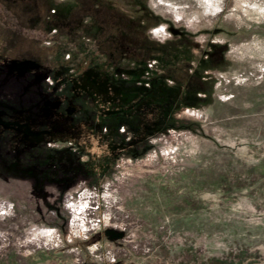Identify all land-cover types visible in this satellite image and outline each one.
Returning a JSON list of instances; mask_svg holds the SVG:
<instances>
[{"label":"rangeland","instance_id":"obj_1","mask_svg":"<svg viewBox=\"0 0 264 264\" xmlns=\"http://www.w3.org/2000/svg\"><path fill=\"white\" fill-rule=\"evenodd\" d=\"M32 1L16 13L0 4L13 42L39 53L16 26L44 15L73 26L50 28L59 55L0 66V102L67 92L49 68L73 49L61 78L109 60L128 104L164 105L167 118L162 129L108 127L97 145L45 143L28 127L27 150L3 142L0 264H264V0ZM68 97L61 112L94 120L91 100ZM70 101L85 107L70 113ZM69 116L54 133L81 130Z\"/></svg>","mask_w":264,"mask_h":264},{"label":"trees","instance_id":"obj_2","mask_svg":"<svg viewBox=\"0 0 264 264\" xmlns=\"http://www.w3.org/2000/svg\"><path fill=\"white\" fill-rule=\"evenodd\" d=\"M32 2V0H0V4H4L5 8L11 13H16L19 9H29ZM89 12V8L83 9L82 14L79 16L80 18L75 20V24L78 21L80 22L84 15H88ZM45 17V15L42 16V23L39 22V20H35L33 22L26 23L24 26H16L22 36L32 37L31 35H33L32 41L37 47H40L39 53H36L33 49L25 48V46L21 43H18L20 41L19 39L17 40V43L13 42L12 36V40H10L5 36V34H3V32L0 31V66L6 65L15 60L20 61L21 59H29L40 63L43 58L46 59L47 54H49V52H47L49 49H52L50 54L57 53L59 55V53H61L58 50V41H56L58 36L57 34L62 33L61 31L64 29H70L73 25L72 23H61L59 19L56 20V17L51 14H49L47 19H45ZM38 22L40 25H38ZM54 26H56L55 28L58 29L57 32L59 33L52 36L50 34L52 29L50 28ZM31 30L34 32L31 33ZM111 34L113 35L115 33L112 31ZM48 40L52 41V44L49 46L45 44ZM101 43L103 44V42ZM67 50L68 51L65 52V54L68 53V55H70L69 58L67 60L65 58H63L64 60H60L58 59V56H56L57 58L53 61L55 63H52V67L49 68L50 73L51 71L56 70L57 74L54 77V81L57 85L63 84L64 81H69L67 92H59L55 86L53 90L43 92L41 98H37L38 96H35V98L30 97L32 100L28 101L25 98V100L21 99L23 96H26L25 92L22 91L18 93L19 97L17 98L15 104L10 101L0 102L1 106L5 108L6 111L8 109L12 110L11 114L6 113L5 111L3 112V110L0 111V129L8 128L12 130H19L18 127H28L33 132L47 133V143L51 141H67L76 144L78 147H82L94 144L97 145L104 142L106 139L111 138V133H104L105 129L107 131L111 130L107 128H114L117 124L122 122L130 124L135 123L143 126L145 129L149 127L152 129H162L164 127L167 118L165 115L167 107L158 103H149V101H146L144 98H139L128 104L124 94L117 87V83L121 82L122 75H118L113 68H109V64H105L109 60H99L97 62L95 61L93 65H89L87 63L85 66H78L76 72L71 70L66 77L63 76L61 78L60 69L56 66L57 64H62L65 67L70 65L75 67L76 64L74 57H72L74 55V50ZM129 52L131 51L128 50L127 53ZM89 54L99 57V59L104 56V54L96 53V51H92ZM129 55H132L135 59L138 58L137 55ZM110 60V63L114 66H118L121 58L115 57V59L110 58ZM40 65H43V63ZM77 73H81L79 76L80 78L84 77V79H78ZM73 75L76 76V78H73ZM47 76L48 74L46 72L43 77ZM3 88L4 86H0V91ZM66 95L70 96V98L68 97L70 100L73 98L77 102L83 98L91 100L96 110V117L94 120L84 117L83 119L78 120L79 122H75L76 119L74 120L73 116H69L61 112L59 107L63 101L67 100ZM69 103L70 105L68 107V111H70V113H74L76 110L80 111L82 106H84V104L76 106L75 104H72L71 101ZM86 107H88L87 104ZM65 116H69L68 122H71L73 125L75 124L76 127H80L81 130L76 129L70 133H67V131H65L66 133H63V129V131L61 130V134L54 133L52 126L58 127V129L63 126V124H59L58 121L66 118ZM51 119H53L54 122H49ZM82 129H84V132H82ZM114 153L115 152L113 150L108 151V154ZM102 155L104 154H101V156ZM96 157L99 159L97 155H95V158ZM107 157L108 155L105 156V158ZM91 161L95 162V159ZM96 161L98 162L100 160Z\"/></svg>","mask_w":264,"mask_h":264},{"label":"flooded vegetation","instance_id":"obj_3","mask_svg":"<svg viewBox=\"0 0 264 264\" xmlns=\"http://www.w3.org/2000/svg\"><path fill=\"white\" fill-rule=\"evenodd\" d=\"M19 130H12V129H0V149H1V144L3 142H8L9 146L12 147L13 149L14 148H18V150H27L28 148H30V144H31V140H25L23 139V142L18 141L20 136L23 138V134L25 129L22 128V127H18ZM22 130V132L20 133L19 131ZM8 132L10 133L9 136H7ZM20 133V134H18ZM36 133H39V132H36ZM45 136V137H44ZM43 138L45 139V143H47V136L46 135H43ZM42 143V142H41ZM38 144V146H42L44 145L42 143Z\"/></svg>","mask_w":264,"mask_h":264}]
</instances>
